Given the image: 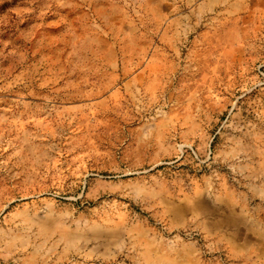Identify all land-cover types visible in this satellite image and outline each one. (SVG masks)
I'll return each mask as SVG.
<instances>
[{
	"label": "rangeland",
	"instance_id": "374dc122",
	"mask_svg": "<svg viewBox=\"0 0 264 264\" xmlns=\"http://www.w3.org/2000/svg\"><path fill=\"white\" fill-rule=\"evenodd\" d=\"M0 264H264V0H0Z\"/></svg>",
	"mask_w": 264,
	"mask_h": 264
}]
</instances>
